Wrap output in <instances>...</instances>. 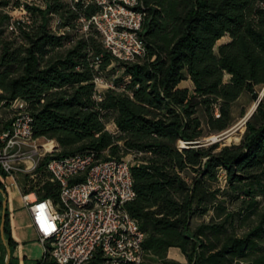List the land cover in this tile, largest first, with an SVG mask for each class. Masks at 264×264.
Here are the masks:
<instances>
[{
    "label": "trees",
    "instance_id": "obj_1",
    "mask_svg": "<svg viewBox=\"0 0 264 264\" xmlns=\"http://www.w3.org/2000/svg\"><path fill=\"white\" fill-rule=\"evenodd\" d=\"M44 2L45 8L27 6L36 26L0 14V107L24 101L34 137L58 144L54 156L40 161L37 183L26 193L36 190L40 199L59 202L60 184L47 169L53 157L94 153L121 159L133 153L136 197L127 208L146 233L142 264H184L168 258L170 247L182 250L185 264H264V209L245 224L264 197V96L240 143L217 150L219 142L202 140L233 125L232 106L243 93L260 98L264 0H142L146 52L129 63L104 46L95 28L88 35L76 31L80 14L90 17L98 4L77 3L79 13L64 0ZM53 14L69 30L51 31ZM12 24L24 43L4 37ZM225 36L230 39L216 48ZM114 62L123 73L98 101L94 78ZM187 79L193 88L179 87ZM0 187L5 191L1 180ZM235 200L243 207L231 209ZM237 219L245 224L241 234L234 230ZM5 238L13 264L8 208ZM89 264L104 262L97 255Z\"/></svg>",
    "mask_w": 264,
    "mask_h": 264
},
{
    "label": "built area",
    "instance_id": "obj_2",
    "mask_svg": "<svg viewBox=\"0 0 264 264\" xmlns=\"http://www.w3.org/2000/svg\"><path fill=\"white\" fill-rule=\"evenodd\" d=\"M81 13L77 3H96L100 10L90 17L80 14L81 34L95 28L104 46L124 63L137 61L146 52L141 36L146 13L142 0H67ZM36 6L42 8L46 4ZM14 28V24L10 27ZM97 57L96 68H99ZM95 98L101 101L113 83L102 74L95 76ZM13 116L0 127V179L6 193L19 189L21 175L35 177L42 157L54 156L34 137L33 116L27 104L16 101ZM126 158H99L94 153L53 157L47 164L50 180L60 184V200L40 199L36 192L22 194L32 223L44 246L35 264H89L100 255L104 264H142L146 233L127 205L136 197L131 167Z\"/></svg>",
    "mask_w": 264,
    "mask_h": 264
},
{
    "label": "rangeland",
    "instance_id": "obj_3",
    "mask_svg": "<svg viewBox=\"0 0 264 264\" xmlns=\"http://www.w3.org/2000/svg\"><path fill=\"white\" fill-rule=\"evenodd\" d=\"M0 1H6L8 3L7 5L0 6V14L1 13H7L12 17V21L22 20L28 24H33L34 26L38 25L39 21H37L35 16H33V14H31V12L28 10L27 6L28 5H34L35 6L34 3H38L39 5H43V3H45L44 0H0ZM64 1L69 4V2L67 0H64ZM63 23H64V19L62 18L61 15L53 14L50 16L49 28L51 29V31H53L55 33H62L63 31L69 30V28L64 26ZM79 29H81V25H79V23H78L76 31L81 33ZM4 37H7L10 40L16 39V42L19 44L24 43L23 42L24 40L20 35V31L16 30L14 33H12V30H11V28H9V26L7 27V29L4 33ZM229 39L230 38L228 36H225L222 39H220L217 43L216 48H218V46L221 43L226 42ZM123 70H124V68L122 66H119L118 63L114 62L105 71L104 77L106 79H108L109 81L115 80L117 77H120V75H122ZM225 80H229V75H226ZM183 84L188 85L190 87H193V83L190 79L185 80L183 82ZM120 89H122V87H120ZM257 89L259 90L260 96H261L263 91H264V86H259V87H257ZM1 92H2V90L0 89V93ZM256 103H257L256 101H253L250 93H248V92L243 93L242 96L232 106L233 125L228 130H226L225 132L207 134L205 137H203V139H202L203 142L206 145H210L212 143H215L217 140V139L214 140L213 135L220 136V135H226L227 134V137L225 140L219 141L220 146L217 148V150L220 149L224 145H232V144L240 143V141L244 135V132L246 130V125H245L246 123L244 122L245 118L253 110ZM16 105H17V103H16V101H14L12 104H10L7 107H5V106L0 107V127L2 126V123H5L6 120H9L13 116V114L15 112ZM200 116L203 118V121H205V115H204L203 111H200ZM204 126H205V131L208 132L206 123H204ZM107 127L111 131L115 129V125L112 123V121L108 123ZM52 140H55V139L39 138L38 142L39 143H46V142L50 141L46 144V148L49 149L48 145L51 143ZM56 145L58 148L57 142H56ZM183 145H184V143H183ZM43 158L44 157H42V159ZM125 158L130 160L133 163L136 161V155L133 153L128 154L127 156H125ZM190 175L193 176L194 174L191 173ZM44 177H47V175H44ZM37 180H38L37 175L33 178L32 177L26 178V175H21L19 177V180H18L19 189H17V191L21 195L25 194L27 189H30L31 186L36 185ZM220 184H222V187H225L223 182ZM33 192H36V195L39 196L36 190H33L30 193H33ZM5 196H7V194L2 195L0 198V222H1V215L3 213V200H4ZM257 199L260 201V203L258 205L257 212H256L255 216H252L251 218L246 220L245 224L253 221L254 219H257L258 218L257 213L262 212L264 209V197L259 196ZM229 205H230L231 209H235V208L240 209L243 204H242L241 200H235L233 202H230ZM235 223H236L235 224L236 226H235L234 230L239 234L244 232V230H245L244 225L245 224L243 225V221H240L239 219H237ZM6 242H4L3 239L0 242V259L5 258V263H6V258H7V254H8L7 253L8 246H7ZM154 261L156 262V264H159L156 259H154Z\"/></svg>",
    "mask_w": 264,
    "mask_h": 264
},
{
    "label": "crops",
    "instance_id": "obj_4",
    "mask_svg": "<svg viewBox=\"0 0 264 264\" xmlns=\"http://www.w3.org/2000/svg\"><path fill=\"white\" fill-rule=\"evenodd\" d=\"M184 81L179 84V87L193 88L184 85ZM4 193L7 194L8 198L7 208L10 215V232L12 239L15 241L13 264H35L43 257L44 246L32 223L31 212L23 200L22 195L17 190L9 194L5 191L3 193L0 192V198ZM168 258L180 263H187L185 254L178 247L169 248Z\"/></svg>",
    "mask_w": 264,
    "mask_h": 264
},
{
    "label": "water",
    "instance_id": "obj_5",
    "mask_svg": "<svg viewBox=\"0 0 264 264\" xmlns=\"http://www.w3.org/2000/svg\"><path fill=\"white\" fill-rule=\"evenodd\" d=\"M264 96V91L262 93V95L260 96L258 102L256 103L255 107L253 108V110L246 116L245 118V123L249 120V118L253 115V113L255 112L260 100L262 99V97ZM227 137L226 135H220L218 136V139L216 140V142H219L221 140H225ZM3 189L0 187V192L3 193ZM5 195V194H4ZM8 207V198L7 196H5L4 200H3V213H2V220H1V225H0V229H1V233H2V239L4 242H6V238H5V222H6V209ZM7 243V242H6ZM7 258H6V263L5 264H9L10 260H11V249L7 248Z\"/></svg>",
    "mask_w": 264,
    "mask_h": 264
},
{
    "label": "bare ground",
    "instance_id": "obj_6",
    "mask_svg": "<svg viewBox=\"0 0 264 264\" xmlns=\"http://www.w3.org/2000/svg\"><path fill=\"white\" fill-rule=\"evenodd\" d=\"M213 138H214V140H216V139H218V136L215 135V136H213ZM228 138H229V137H228ZM228 138H227V139H228ZM182 143H183V142H182ZM53 147H54V143L51 141V143L48 145V148L51 149V148H53ZM30 198H31V199H34V198H35V194L32 193V194L30 195Z\"/></svg>",
    "mask_w": 264,
    "mask_h": 264
}]
</instances>
